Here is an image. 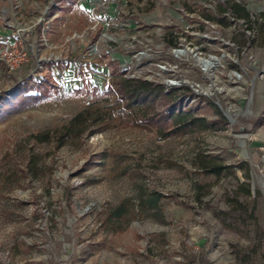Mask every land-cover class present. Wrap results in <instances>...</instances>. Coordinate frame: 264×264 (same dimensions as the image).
<instances>
[{
	"label": "rangeland",
	"instance_id": "obj_1",
	"mask_svg": "<svg viewBox=\"0 0 264 264\" xmlns=\"http://www.w3.org/2000/svg\"><path fill=\"white\" fill-rule=\"evenodd\" d=\"M227 1L0 0L27 54L0 61V264H264V0ZM112 73L160 87L151 120ZM95 102L68 146L31 138Z\"/></svg>",
	"mask_w": 264,
	"mask_h": 264
},
{
	"label": "trees",
	"instance_id": "obj_2",
	"mask_svg": "<svg viewBox=\"0 0 264 264\" xmlns=\"http://www.w3.org/2000/svg\"><path fill=\"white\" fill-rule=\"evenodd\" d=\"M222 12H229L232 17L239 20L245 19L248 22L250 21L249 13L246 9L231 0L227 1L226 9H223ZM205 18L208 19L207 21H212L209 17ZM262 31H264V26ZM111 75L110 87L106 92V96H112V92L115 91L119 99L123 101L121 110L118 103L119 101L115 100L113 102L114 110H116L117 113L122 112V114L125 113V111H133L135 114L134 118L139 117L143 121L151 120L153 116L151 113L152 104L162 95L160 87L155 88L149 82L123 78L115 73ZM164 99L167 102L173 101V99H170L171 101L168 98ZM111 114L112 112H110V114L107 113V111L99 107V103L95 102L77 113L67 124L55 128L54 130L39 132V134L32 135L31 138L39 144H55L58 148H63L84 136L89 128L97 125L99 122L111 119ZM165 121L171 123L174 131H178V128L186 130L187 127L196 124V119H192V117L186 114H179L177 116L168 113L165 117ZM220 170L221 167H212L210 173L218 175ZM158 202L159 198L155 197L151 200V205L154 207ZM117 211L119 212V210Z\"/></svg>",
	"mask_w": 264,
	"mask_h": 264
},
{
	"label": "built area",
	"instance_id": "obj_3",
	"mask_svg": "<svg viewBox=\"0 0 264 264\" xmlns=\"http://www.w3.org/2000/svg\"><path fill=\"white\" fill-rule=\"evenodd\" d=\"M41 21L37 22V24ZM26 55L8 46L4 50L0 49V61L5 62L11 71L18 70L19 66L24 62Z\"/></svg>",
	"mask_w": 264,
	"mask_h": 264
}]
</instances>
